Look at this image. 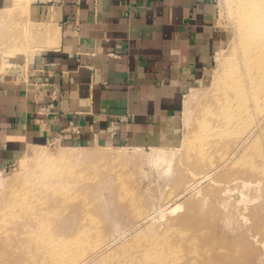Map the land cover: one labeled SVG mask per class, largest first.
<instances>
[{
	"label": "rangeland",
	"instance_id": "rangeland-1",
	"mask_svg": "<svg viewBox=\"0 0 264 264\" xmlns=\"http://www.w3.org/2000/svg\"><path fill=\"white\" fill-rule=\"evenodd\" d=\"M215 6L219 46L206 74L187 90L175 131L141 136L139 145L132 144L133 139H101L99 144L53 141L25 146L8 168L0 170V226L8 225L4 231L0 228V264H264V158L254 159L257 174L243 176L247 170L242 159L234 163L241 156L235 136L247 133L245 122L236 127L229 123L228 134L220 136L211 108L216 97L211 96L215 91L208 76L224 73L222 64L229 59L233 38L232 0H215ZM7 14L0 12L3 18ZM32 52L13 46L4 56L21 59ZM207 129L219 137L211 138ZM161 140L171 145L165 147ZM260 140L264 156V139ZM32 151H43L48 158L40 161ZM64 152L80 154L84 169L76 166L72 172L68 162L55 160ZM109 152H123L131 160L103 158L102 153ZM160 153L166 158L160 159ZM41 180L50 189L64 190L63 197L53 193L45 201L51 193H43ZM239 183L248 189L232 194L231 188H240ZM30 190L39 194L33 197ZM37 196L46 203L40 216L48 214L46 205L51 203L46 220L21 215ZM66 196L75 199L67 202ZM171 223L178 225L176 230ZM163 239L169 247L156 250Z\"/></svg>",
	"mask_w": 264,
	"mask_h": 264
},
{
	"label": "crops",
	"instance_id": "crops-1",
	"mask_svg": "<svg viewBox=\"0 0 264 264\" xmlns=\"http://www.w3.org/2000/svg\"><path fill=\"white\" fill-rule=\"evenodd\" d=\"M2 10L0 170L25 146L169 135L220 42L215 0H0ZM13 46L33 52L5 59Z\"/></svg>",
	"mask_w": 264,
	"mask_h": 264
},
{
	"label": "bare ground",
	"instance_id": "bare-ground-1",
	"mask_svg": "<svg viewBox=\"0 0 264 264\" xmlns=\"http://www.w3.org/2000/svg\"><path fill=\"white\" fill-rule=\"evenodd\" d=\"M230 18L232 21L231 30L233 32V38H231L229 44H232V49L229 59H226L222 64L224 73L222 74L219 72V75L210 74L208 76V80L213 84V90L215 91L211 96L216 97V104L211 108L221 128L219 133L220 136L228 134L227 129L229 128V123L236 127L245 122L244 132L247 133L240 136L241 138L235 136V139L238 141L237 143H239L237 145V147H239L238 154L241 156L238 161L234 163V166L242 159L241 166L247 171H242L241 173H243V176H247L257 174L254 170L256 167L254 159L264 158L259 148L261 142L260 138L264 139V0H232ZM225 43L227 42L225 41L224 44ZM229 117H231L230 121ZM205 131L208 135H212L211 138L219 137V135L215 134V132L213 133V131H209L208 129ZM165 143H167L165 147L171 145L170 141H165ZM202 148L203 143L200 142L199 150ZM250 150L254 151L255 154L253 156L249 155ZM102 154L103 158H108L117 163L131 160V158L126 156L123 152L120 154L116 152ZM30 155L40 161L48 158L43 151H32ZM161 158H166V156L161 155L160 159ZM81 159L82 156L80 154L71 152L61 153L58 155V158H55V160L68 162L67 166L72 172L78 170L76 166L84 169L83 165H85V163L79 162ZM257 170H260V168ZM208 177V175L205 176V178ZM41 181L40 185L46 186L43 193H51L45 195V201H50V197L52 198L55 196L53 193H58L57 195L63 197L64 190L59 192L57 190L59 188L50 189L51 186L47 184L46 181ZM2 182L3 177L0 171V184ZM239 184L241 185L240 188H231L232 194L236 190L248 189L249 187L246 184ZM30 193L34 197V195L39 194V191L30 190ZM42 195L43 194H41V196ZM41 196L34 198L33 203L27 206L25 211H21L23 217L30 219L34 216L39 221L46 220L45 217H48L52 212L51 203L46 205L48 214L43 213L42 216H40V212L46 204ZM66 198H69V196H66ZM74 199L75 198H69L67 202ZM240 199L241 201H245L246 197L241 194ZM175 223H171L170 226L169 224L167 225L171 227V229L174 227V230H176L178 225ZM0 228L4 231L8 228V225L1 224ZM181 237H183V235ZM18 239L21 241L20 243H23V246L27 248L26 250H28L26 242H23L21 238ZM190 244L193 245L194 243L190 241ZM168 245L169 241L163 239L161 243H157L156 250L159 246L164 248V246L167 247ZM51 246L50 243V246L48 245L46 247L50 248ZM192 253L194 254L193 256L198 253V246L193 249ZM179 254L182 253L179 252ZM144 256L148 259L146 253Z\"/></svg>",
	"mask_w": 264,
	"mask_h": 264
}]
</instances>
